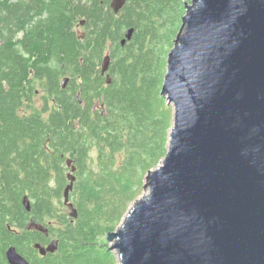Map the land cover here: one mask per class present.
<instances>
[{"label":"trees","instance_id":"1","mask_svg":"<svg viewBox=\"0 0 264 264\" xmlns=\"http://www.w3.org/2000/svg\"><path fill=\"white\" fill-rule=\"evenodd\" d=\"M111 1L0 0V264L10 247L30 264H115L98 238L167 153L161 89L190 0H125L117 14ZM66 160L76 219L63 204ZM52 240L53 254L34 249Z\"/></svg>","mask_w":264,"mask_h":264},{"label":"water","instance_id":"2","mask_svg":"<svg viewBox=\"0 0 264 264\" xmlns=\"http://www.w3.org/2000/svg\"><path fill=\"white\" fill-rule=\"evenodd\" d=\"M124 4L110 6L117 14ZM185 9L161 89L173 109L167 153L106 241L119 264H264V0H190ZM66 165L63 204L76 219V169ZM57 247L34 245L40 256ZM5 256L30 264L14 247Z\"/></svg>","mask_w":264,"mask_h":264},{"label":"rangeland","instance_id":"3","mask_svg":"<svg viewBox=\"0 0 264 264\" xmlns=\"http://www.w3.org/2000/svg\"><path fill=\"white\" fill-rule=\"evenodd\" d=\"M65 78H68V77H65ZM64 77L63 78H61V82L65 79ZM37 96H36V99H35V106L37 107V108H41L42 107V97L44 96V93L42 92V90H41V88L40 87H38L37 88ZM167 104V103H166ZM171 129V128H170ZM169 133H170V130H169ZM168 139H169V135H168ZM161 164V162L159 163V164H157L156 166H153L152 167V169L150 170V171H152V170H154L157 166H159ZM145 177V176H144ZM144 177H141V180H142V184H141V186L139 187V189L136 191L137 192V197L135 198V200H133L130 204H129V206L127 207V209L122 213V214H120L119 215V218H117V220L116 221H114L112 224H110L111 226H112V231L111 232H114V231H116L118 228H119V226H120V224L122 223V221H123V219H124V217H125V215L127 214V212L129 211V209L134 205V203L136 202V201H138L140 198H142V197H144V196H146L147 194H148V189L147 188H145V183H146V181H145V178ZM69 213V212H68ZM110 233V232H109ZM108 234V233H107ZM98 242L100 243V244H103V245H106V246H108V248H109V246H110V244H108L107 243V241H106V235H103V236H100L99 238H98ZM111 253L113 254V257H114V259H115V264H119V261H118V257H117V252L116 251H111Z\"/></svg>","mask_w":264,"mask_h":264},{"label":"flooded vegetation","instance_id":"4","mask_svg":"<svg viewBox=\"0 0 264 264\" xmlns=\"http://www.w3.org/2000/svg\"><path fill=\"white\" fill-rule=\"evenodd\" d=\"M35 94H38V93H37V91H36V93H35Z\"/></svg>","mask_w":264,"mask_h":264}]
</instances>
